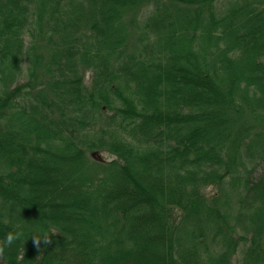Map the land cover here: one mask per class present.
<instances>
[{
    "label": "trees",
    "instance_id": "trees-1",
    "mask_svg": "<svg viewBox=\"0 0 264 264\" xmlns=\"http://www.w3.org/2000/svg\"><path fill=\"white\" fill-rule=\"evenodd\" d=\"M16 229L0 264H264V0H0Z\"/></svg>",
    "mask_w": 264,
    "mask_h": 264
},
{
    "label": "clouds",
    "instance_id": "clouds-1",
    "mask_svg": "<svg viewBox=\"0 0 264 264\" xmlns=\"http://www.w3.org/2000/svg\"><path fill=\"white\" fill-rule=\"evenodd\" d=\"M22 232L19 229L10 230L3 237V240L0 241V251L3 250V247L12 245L15 241L20 239ZM43 237L45 243L49 241L50 234L48 232H44L41 236H36V241L39 243L40 238Z\"/></svg>",
    "mask_w": 264,
    "mask_h": 264
},
{
    "label": "rangeland",
    "instance_id": "rangeland-1",
    "mask_svg": "<svg viewBox=\"0 0 264 264\" xmlns=\"http://www.w3.org/2000/svg\"><path fill=\"white\" fill-rule=\"evenodd\" d=\"M101 156H102L103 158H106V154H105L104 152H101Z\"/></svg>",
    "mask_w": 264,
    "mask_h": 264
}]
</instances>
